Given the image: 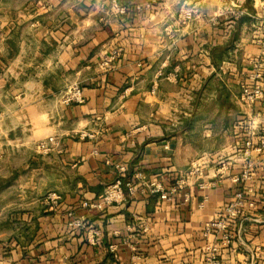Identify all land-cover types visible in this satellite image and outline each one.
<instances>
[{
    "label": "crops",
    "instance_id": "obj_1",
    "mask_svg": "<svg viewBox=\"0 0 264 264\" xmlns=\"http://www.w3.org/2000/svg\"><path fill=\"white\" fill-rule=\"evenodd\" d=\"M237 1L117 0L126 8L121 14L113 0H0V96L13 93V80L17 115L8 129L34 149L13 183L0 188L15 195L1 206L0 264H103L110 242L118 243V264H131L120 240L128 225L136 229L144 220L150 230L134 238L139 264H204L203 246L214 237L203 236V222L237 187L231 175L242 164L248 119L264 126V96L251 108L240 99L248 60L259 53L255 15L264 0H239L243 12L234 15ZM185 7L196 9L188 21ZM113 50L118 56L102 64ZM25 66L33 70L28 105ZM73 81L83 102L58 103ZM48 136L59 145L37 150ZM253 155L255 207L232 225L237 236L221 250V264H264V255L252 260L242 245L264 246V154ZM116 162L126 163L129 178L138 172L165 187L193 164L203 178L191 176L170 199L138 190L102 211L83 207L117 176ZM212 178L220 181L198 186ZM51 190L60 194L58 207L45 198ZM68 208L101 230L97 244L66 225L59 213ZM12 210L14 217L5 215Z\"/></svg>",
    "mask_w": 264,
    "mask_h": 264
},
{
    "label": "built area",
    "instance_id": "obj_2",
    "mask_svg": "<svg viewBox=\"0 0 264 264\" xmlns=\"http://www.w3.org/2000/svg\"><path fill=\"white\" fill-rule=\"evenodd\" d=\"M113 5L116 10L123 14L126 12L124 5H119L117 0H113ZM149 6V3L146 4ZM239 9L234 12V15H239L243 12L241 7V1H237L236 4ZM195 8L185 7L182 11V20L188 21L193 17ZM260 14H256L255 17L258 20L256 23V35L254 38L255 43L259 46V53L248 60L249 68L245 73L243 80L240 83V99L242 103L251 108L257 101L263 98V80H264V1L259 4ZM118 56V50H113L107 59L102 64L110 66L109 63ZM82 87L79 82L73 81L69 83L61 91L57 97V102L60 104H71L83 102ZM247 136L243 143L241 150L242 164L237 174L231 175V180L237 184L231 199L211 218L205 220L202 225L203 236L207 239L209 236H213L212 240H207L203 246L205 252L204 264H221V250L228 247L233 238L237 236V230L232 229V225L236 222V219L244 214L245 210L255 207V200L252 197L253 190L248 184L252 178L255 168V159L253 153L264 154V126L257 122L253 118H249L246 124ZM81 137L86 135L80 133ZM59 145V141L54 136H48L46 139L36 143L35 148L41 152H47L53 146ZM95 152V150H94ZM194 165V166H193ZM191 169L187 171V174L179 179L175 184L165 187L163 183L156 179L145 178L140 173H136L132 178L127 176V165L124 162L114 163L117 176L105 186L103 192L96 200L85 201L82 203L83 207L89 209L104 210L112 205H119L133 196L138 190L147 191L149 193H157L162 199H170L171 194L176 193L185 187L186 181L191 176H195L199 179L203 178V174L198 170V164H193ZM227 168L226 163H221V166L217 169L222 173ZM196 174V175H195ZM139 180V185L137 181ZM220 181L219 178L201 180L198 186L201 189L213 187ZM183 199L187 201L189 199V192L184 191L182 193ZM45 198L54 207H58L60 194L55 190L49 191ZM207 195H203L202 200L198 206L202 207L203 202L206 200ZM60 217L66 220V225L70 227H76L84 229L85 240L91 244H97L101 239V230L94 226L85 223L82 216H79L75 209L68 208L62 210L59 213ZM127 233L121 237L120 244L127 245L131 251V264H139L141 259V250L136 240L137 235L147 233L150 228L149 224L144 222L136 229L132 228V225L127 226ZM244 250L253 259L259 258L264 255V246L262 245H250L242 242ZM110 253V258L103 264H118L117 251L118 243L110 242L107 245Z\"/></svg>",
    "mask_w": 264,
    "mask_h": 264
},
{
    "label": "rangeland",
    "instance_id": "obj_3",
    "mask_svg": "<svg viewBox=\"0 0 264 264\" xmlns=\"http://www.w3.org/2000/svg\"><path fill=\"white\" fill-rule=\"evenodd\" d=\"M25 23L24 25V30L27 35V31H29L28 27ZM11 66L10 68H12ZM23 82L25 86V90L28 91L30 94L25 97V104H31L32 103V97L31 94L33 92V87H32V80H33V70L29 66H25L24 69V77H23ZM9 86L12 87L10 88L13 93L7 91V94L5 96H0V182L1 180L4 181L5 179H10L9 183H13V179H15L14 173L16 169H21L22 166L26 164L28 159H31L32 157V152H33V147L26 144H19L20 140H17V136L21 133H17L15 129L9 130V126H12V124H15L16 120V115L17 113L15 112V104H16V98L14 97V91H15V82L12 80L8 81ZM61 91L57 94V97ZM26 105V106H27ZM7 108V110H3L5 112L2 113L1 109L2 108ZM29 127V125H27ZM11 131V132H9ZM25 133L29 132V129L24 130ZM29 156V158L27 157ZM6 187V186H5ZM5 189V188H4ZM1 195H4L3 197ZM14 193L12 192V196L10 194H7L6 191L4 190L3 192H0V211H1V206L3 204V199L9 198L13 199L14 198ZM16 211L12 210L10 213L5 214V215H12L14 217ZM1 215V213H0ZM15 221H13L14 223Z\"/></svg>",
    "mask_w": 264,
    "mask_h": 264
},
{
    "label": "trees",
    "instance_id": "obj_4",
    "mask_svg": "<svg viewBox=\"0 0 264 264\" xmlns=\"http://www.w3.org/2000/svg\"><path fill=\"white\" fill-rule=\"evenodd\" d=\"M13 177H14V176H13ZM9 181H10V179H9V180H8V179H5L4 181L1 180V182H0V188H2V187H4V186L8 185V184H9Z\"/></svg>",
    "mask_w": 264,
    "mask_h": 264
}]
</instances>
